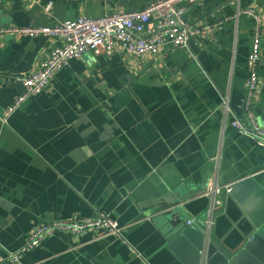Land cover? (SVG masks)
I'll return each mask as SVG.
<instances>
[{
	"label": "crops",
	"instance_id": "1",
	"mask_svg": "<svg viewBox=\"0 0 264 264\" xmlns=\"http://www.w3.org/2000/svg\"><path fill=\"white\" fill-rule=\"evenodd\" d=\"M152 1L0 0V28L54 26ZM260 1L182 3L185 19L207 28L187 48L164 46L145 57L119 47L87 52L5 121L4 109L23 91L18 78L60 40L0 35V264L24 248L36 226L100 212L122 227L120 237L57 232L24 250L20 264H182L155 225L165 209L178 205L203 227L204 188L215 174L232 186L252 176L264 190V147L231 125L245 121L253 28L240 11ZM258 75L253 113L264 130V38ZM223 201L212 236L233 247L245 221L234 200Z\"/></svg>",
	"mask_w": 264,
	"mask_h": 264
},
{
	"label": "built area",
	"instance_id": "2",
	"mask_svg": "<svg viewBox=\"0 0 264 264\" xmlns=\"http://www.w3.org/2000/svg\"><path fill=\"white\" fill-rule=\"evenodd\" d=\"M197 2L198 0H153L143 9L131 12L105 13L98 18L80 15L74 20H67L54 26L0 28V35L57 37L60 40V43L52 47L48 56L39 61L31 72L18 78L23 91L4 109L3 121L28 97L42 92L55 73L65 67L68 61L80 59L87 52L108 55L119 47L127 56L145 57L158 54L164 46L187 48L191 39H197L207 29L191 24L184 17L187 7L182 3L193 5ZM51 8L52 3L49 2L45 9L49 11ZM240 12L253 20V28L246 58V94L242 104L245 121L235 120L231 125L251 136L257 145L264 147V130L256 122L253 113L260 83L258 69L264 38V0L260 1L257 8H247ZM231 188L232 185L221 184L217 174L205 186L204 195L208 203L203 227L206 237L211 235L215 219L223 211V198L228 196ZM91 231L100 237L108 235L120 237L122 227L115 219L102 212L94 217L74 214L70 218L45 222L30 231L22 250L8 252L4 261L7 264H20V256L24 250L33 249L45 238L57 232L81 235Z\"/></svg>",
	"mask_w": 264,
	"mask_h": 264
},
{
	"label": "water",
	"instance_id": "3",
	"mask_svg": "<svg viewBox=\"0 0 264 264\" xmlns=\"http://www.w3.org/2000/svg\"><path fill=\"white\" fill-rule=\"evenodd\" d=\"M228 198L238 205L240 220L245 221L238 230L242 240L233 247L222 244L212 233L206 237L204 227L186 220L178 205L156 218L167 249L182 264H264V190L252 176H246L235 182Z\"/></svg>",
	"mask_w": 264,
	"mask_h": 264
}]
</instances>
